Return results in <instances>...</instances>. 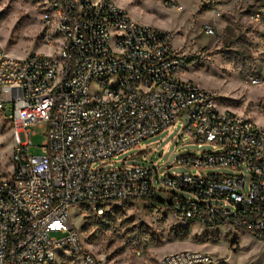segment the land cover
<instances>
[{"label": "built area", "instance_id": "1", "mask_svg": "<svg viewBox=\"0 0 264 264\" xmlns=\"http://www.w3.org/2000/svg\"><path fill=\"white\" fill-rule=\"evenodd\" d=\"M249 20L261 31L255 54L261 73L245 83L258 86L264 83V9ZM41 23V44L52 52L20 58L0 48V124L12 142L11 171L0 167V264H101L84 246L70 210L134 202H158L181 223L230 227L264 244V128L220 111L215 92L181 78L186 65L170 33L134 22L111 0H44ZM202 32L216 36L212 23ZM177 124L189 142L216 147L176 160L187 174L94 167ZM31 127L44 130L37 156L29 153ZM213 170L229 173H207ZM155 264L220 262L185 250Z\"/></svg>", "mask_w": 264, "mask_h": 264}, {"label": "rangeland", "instance_id": "2", "mask_svg": "<svg viewBox=\"0 0 264 264\" xmlns=\"http://www.w3.org/2000/svg\"><path fill=\"white\" fill-rule=\"evenodd\" d=\"M111 1L134 22L171 34L173 49L186 65L181 78L215 92L220 111L232 112L264 128V83L258 86L245 83L252 73H261L255 56L261 31L249 20V15L264 9V0H218L214 7L202 6L197 0H176L178 10L168 7L170 0ZM43 12L44 0H0V48L9 56L20 58L52 52L40 40ZM207 23L214 25L215 37L203 34L202 26ZM98 89V84L93 83L91 92ZM2 128L3 123L0 124V167L4 173L11 171L6 167L12 142L11 131ZM30 131L29 153L37 156L45 139L44 130L31 127ZM212 151L216 147L211 144L198 147L189 142L177 124L144 140L139 148L99 161L94 167L113 170L122 165H142L151 169L159 167L162 175L180 176L188 170L176 165V160ZM143 157L148 163L142 162ZM243 177L246 189L248 175L243 173ZM70 216L84 246L101 264H155L163 256L180 250L208 254L220 264H264V244L247 233L226 226L206 229L181 223L159 204H114L101 210L72 208Z\"/></svg>", "mask_w": 264, "mask_h": 264}, {"label": "trees", "instance_id": "3", "mask_svg": "<svg viewBox=\"0 0 264 264\" xmlns=\"http://www.w3.org/2000/svg\"><path fill=\"white\" fill-rule=\"evenodd\" d=\"M150 204H151V205H155V204H159V203H158V202H153V201H151Z\"/></svg>", "mask_w": 264, "mask_h": 264}, {"label": "water", "instance_id": "4", "mask_svg": "<svg viewBox=\"0 0 264 264\" xmlns=\"http://www.w3.org/2000/svg\"><path fill=\"white\" fill-rule=\"evenodd\" d=\"M4 111H5V113H7V109L5 108L4 109ZM167 169H169L170 168V166H168V167H166Z\"/></svg>", "mask_w": 264, "mask_h": 264}, {"label": "crops", "instance_id": "5", "mask_svg": "<svg viewBox=\"0 0 264 264\" xmlns=\"http://www.w3.org/2000/svg\"><path fill=\"white\" fill-rule=\"evenodd\" d=\"M180 251H185V250H180ZM187 251H191V250H187Z\"/></svg>", "mask_w": 264, "mask_h": 264}]
</instances>
